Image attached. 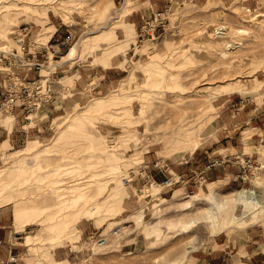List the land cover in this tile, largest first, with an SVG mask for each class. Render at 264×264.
<instances>
[{"label": "rangeland", "instance_id": "1", "mask_svg": "<svg viewBox=\"0 0 264 264\" xmlns=\"http://www.w3.org/2000/svg\"><path fill=\"white\" fill-rule=\"evenodd\" d=\"M137 1L0 0V121L23 125L0 152V212L26 244L22 264H264V0H157L167 19L141 40L125 19ZM24 43L43 46L29 69L49 94L36 104L3 97L6 70H26L10 55ZM76 58L108 65L106 85H77ZM197 145L203 163L170 175ZM159 157L152 177L170 181L142 185ZM221 162L238 182L202 174Z\"/></svg>", "mask_w": 264, "mask_h": 264}, {"label": "crops", "instance_id": "2", "mask_svg": "<svg viewBox=\"0 0 264 264\" xmlns=\"http://www.w3.org/2000/svg\"><path fill=\"white\" fill-rule=\"evenodd\" d=\"M155 7H158L157 0H138L136 6L132 8L131 11L127 10L126 12L127 16H125L126 14H124L125 19H127L128 21L126 25H129L128 27H130V25L133 23L132 26L134 27L135 31H137L143 19L150 16L153 8ZM122 30L123 31L125 30L123 26H122ZM85 60L86 61H80L77 60L76 58L73 59L72 62L68 63L70 65H73V69H72L73 80L76 81V84L81 86L85 82L87 83L91 76H96L93 86H97V87L105 86L106 82H108L107 81L108 77H105V75H107L106 70L108 71L109 66L108 65H105V67L103 65L99 66L98 65L99 63L95 64L89 62V60L87 59ZM113 65L115 66L117 64L113 63ZM104 68L106 69L104 70ZM22 74H25V76L28 78H32L34 76V74H32V71L30 69L24 70ZM2 91H3V87L0 82V96L2 94ZM21 112H22L21 108L18 107L15 109V113L18 116L21 115L20 114ZM262 114H264V112ZM254 116H255L254 112L248 113L247 120H253L252 122H254L255 119ZM257 117L258 119L262 118L261 115H258ZM20 120H21L20 117L19 118L14 117V121L12 125H8L5 122L0 121V152L2 150L8 149L9 147H12L20 143V141L23 140L22 139L23 125H21ZM260 124L261 122L258 123V125L263 128L264 125H260ZM251 126H253V124H251ZM203 157H204V153L202 152V150H200V147H198V145L193 147L192 150L189 152V154L183 160L178 162L175 173H172L170 175H172L173 177L177 175L178 178H184V175L187 174L186 171H188L190 165H195V166L201 165L203 163ZM154 159L155 158L151 160H145L143 163V165H145L144 166L145 172H147L151 176H153L152 173L150 172L151 168H156V169L158 168L159 170H161V172H164L162 168H159L158 166L153 164ZM236 166L237 164H235L234 162H221L220 164L214 165L210 168L203 169L202 174H204L209 181L213 180L215 183L218 184V186L219 184H224L226 182L236 183L238 181H233L234 179L237 180ZM162 175H164V173ZM179 184L180 185H178V187H181L183 190L190 189V182H187V179L186 180L182 179V181H180ZM169 187L170 186H166L165 188H169ZM17 231L18 230L13 227L12 223L9 220L5 219L2 215V212H0V264H5L7 258L11 257L12 255L15 256V261H14L15 264H22L21 253L25 250L26 244L23 242L22 239L14 238V236H18L16 234ZM244 233L245 234L242 237L240 236L241 240L242 238L244 240L242 241L243 243L240 245L241 248L243 245L246 244V241L248 240L254 241L253 238L254 232L251 231V228L250 230L248 229V227L245 228ZM216 236L217 233L213 234V239H212L213 241H215ZM237 236L239 237V235ZM238 237H236L235 241L228 240L230 241L231 246H235V245L238 246L240 244ZM217 239L222 240L223 245L225 246L228 245L227 241H224L223 239H219V237ZM211 250L214 252L211 253L212 255H216L219 252V250H217L214 246H210L206 249V251H211ZM49 252L51 253L53 258L57 259L55 257L56 253L58 252L56 250V246L51 247L49 249Z\"/></svg>", "mask_w": 264, "mask_h": 264}, {"label": "built area", "instance_id": "3", "mask_svg": "<svg viewBox=\"0 0 264 264\" xmlns=\"http://www.w3.org/2000/svg\"><path fill=\"white\" fill-rule=\"evenodd\" d=\"M167 16L165 15L164 9H153L150 16L143 19L142 23L139 25V28L136 31L137 39L141 40V38L144 35H148V37L154 36V30L158 26H162L163 23L166 21ZM23 38V34L20 36V39ZM43 49V46L40 44H33V49H29V44H18V50L12 49V53L10 55L13 60L17 59L19 61V64L22 65V67H25L26 69L30 68L31 65H34L35 67L38 66V64L41 63V61L38 60L37 53L40 52V50ZM53 51L56 50V48H52ZM4 58H7L8 60L10 57L3 56ZM18 63V62H17ZM7 84L5 91L3 93V97L6 98L8 101H12L13 98L21 97L23 100L35 102H41L44 100V96L46 97L49 94V88H48V80L47 77H32L30 79H26L25 74H22L17 71L18 74L14 73V71L7 69ZM16 81L17 85L14 86L11 82ZM36 104V103H35ZM27 105L26 102H24L23 106L25 107ZM153 164L156 166L161 165V157L154 159ZM129 179V176L126 178ZM170 181L169 176H164L160 181H156L150 174L145 172L142 174V185L143 184H150L153 182V184L160 183H168ZM115 229L113 230V232ZM106 233L99 232L96 236L91 238V244L92 245H100L106 240ZM15 256L12 255L11 257L7 258L5 261V264H15Z\"/></svg>", "mask_w": 264, "mask_h": 264}, {"label": "bare ground", "instance_id": "4", "mask_svg": "<svg viewBox=\"0 0 264 264\" xmlns=\"http://www.w3.org/2000/svg\"><path fill=\"white\" fill-rule=\"evenodd\" d=\"M115 9H116V8H115ZM74 49H75V47H74ZM72 51H73V48L71 47L70 50H69L68 53H67V54H69V55H68L66 58L70 57V56L73 54ZM67 54H66V55H67ZM66 55H65V56H66ZM89 112H90V111H89ZM75 113H76V112H75ZM91 113H92V112H91ZM72 117H73V116H72ZM73 118H74V117H73ZM68 121H69V120H68ZM72 124H73V123H72ZM72 146H73V145H72ZM25 152H26V151H25ZM24 156H25V155L22 154V155L20 156V158H19V162L15 164V165H17L19 168L21 167L20 164L23 163V161L26 160V159H24ZM94 161H95V160H94ZM95 162H96V161H95ZM12 166H13V165H12ZM13 167H15V166H13ZM18 167H17V169H18ZM80 167H81V166H80ZM7 168H8V167H7ZM9 169H10V168H9ZM19 170H21V169H19ZM7 171H8V170H7ZM17 172L20 173V171H18V170H17ZM17 172H16V174H17ZM1 173H3V172H1ZM9 173H11V172H9ZM14 173H15V172H14ZM3 174H4V173H3ZM5 174H6V173H5ZM16 174H13V175L15 176ZM7 175H8V174H7ZM7 175H6V176H7ZM13 175H12V176H13ZM24 177H25V176H24ZM15 178H16V177H15ZM11 179H12V178H11ZM14 180H15V179H14ZM87 181H89V180H87ZM87 181L84 180V181H78V182L74 183V189H75V188H81V187H82V189L84 190V188L87 187L86 185H88V182H87ZM95 182H96V181H95ZM86 183H87V184H86ZM97 183H98V182H97ZM85 184H86V185H85ZM71 185H72V184H71ZM0 186H1V185H0ZM5 186H6V185H5ZM5 186H4V189H5L6 187H8V186H6V187H5ZM14 186H15V185H14ZM14 186H13V187H14ZM72 186H73V185H72ZM49 188H50V187H49ZM69 188H70V187H69ZM87 188H88V187H87ZM95 188H96V187H95ZM4 189H3V190H4ZM0 190H1V189H0ZM3 190H2V191H3ZM79 190H80V189H79ZM81 191H82V190H81ZM81 191H80V193H81ZM84 191L86 192V190H84ZM84 191H83V193H84ZM74 193H75V192H74ZM88 193H89V192H88ZM12 195H13V194H12ZM14 196H15V194H14ZM14 196H12V198H13ZM54 196H55V195H54ZM50 197H51V196H50ZM82 197H83V196H82ZM10 198H11V197H10ZM18 198H19V197H18ZM9 200H10L9 202H13V203L15 204V199H9ZM7 202H8V201H7ZM49 206H50V205H49ZM184 226H185V225H184Z\"/></svg>", "mask_w": 264, "mask_h": 264}]
</instances>
